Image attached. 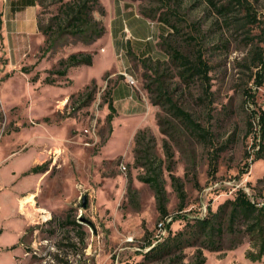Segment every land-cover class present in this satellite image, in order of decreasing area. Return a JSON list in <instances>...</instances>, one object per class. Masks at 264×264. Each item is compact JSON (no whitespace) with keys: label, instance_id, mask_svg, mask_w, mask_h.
Masks as SVG:
<instances>
[{"label":"rangeland","instance_id":"1","mask_svg":"<svg viewBox=\"0 0 264 264\" xmlns=\"http://www.w3.org/2000/svg\"><path fill=\"white\" fill-rule=\"evenodd\" d=\"M14 2L0 0V264H154L141 246L145 231L165 234L155 190L143 181L155 170L173 232L183 217L215 213L237 189L264 203V0H97L102 41L64 34L35 66L45 42L37 19L46 30L60 4L36 0L35 24L33 10ZM128 6L147 20V39L137 44L125 32L113 53L105 34ZM174 50L192 63L201 57L207 78L184 73ZM78 52L91 53L92 65L54 74ZM28 193L34 203L21 210ZM238 237L234 248L225 237L222 250H203V264H264L245 257L249 241ZM194 253L187 248L183 263Z\"/></svg>","mask_w":264,"mask_h":264},{"label":"trees","instance_id":"2","mask_svg":"<svg viewBox=\"0 0 264 264\" xmlns=\"http://www.w3.org/2000/svg\"><path fill=\"white\" fill-rule=\"evenodd\" d=\"M59 7L55 16L52 17L51 23L45 29L42 28L41 21L37 19V28L45 37L44 48L41 56L34 64L37 65L49 52L57 51L59 45L57 41L64 34H71L83 38V43L88 45L94 43L101 38L105 29L100 21H95L92 17L93 7L91 2L97 3V0H68L63 2L57 0ZM22 4L24 7L37 5L36 0H19L14 2ZM143 15H145L143 13ZM164 23H169L163 19ZM170 25V23L168 24ZM171 27H174L172 24ZM172 59L184 67V73L188 76H200L207 78L208 68L198 57L195 62H191L187 57L180 55L175 50L172 52ZM93 63V55L86 52H78L69 54L67 57L58 61L59 69L54 72L55 75L63 77L68 73L69 69L80 66H91ZM259 66L264 68V58L259 55ZM36 79V78H34ZM36 81V80H33ZM45 82L49 84L55 83L49 77L45 78ZM94 84V82H92ZM261 85V83H259ZM87 98L90 100L94 90L86 88ZM169 102V100L167 101ZM170 103V102H169ZM110 113L107 116V122L110 124L115 112L111 101L108 102ZM170 111L180 118L186 124L188 129L197 130L198 126L194 124L189 114L183 112L175 104L170 103ZM260 125L262 127V135H264V111L258 115ZM142 131L136 135V139L140 137ZM262 158L261 154H257L256 159ZM44 168L43 165L34 167L30 170L36 173ZM160 169L158 165L157 170ZM160 172V171H159ZM149 183L158 199V210L160 218L163 220L161 230H165V234H159L156 238L151 237L145 231L143 235V245L141 250L146 249L142 253L144 262L154 264H184V251L187 248H195V253L191 262L186 264H203L205 258L203 250L211 252L220 251L223 248L225 237L232 239L230 244L233 248L239 243L238 235L242 233L249 241L251 249L246 252L245 257L251 262H259L264 258V203L251 201L248 195L242 190L234 191V197L225 200L213 213L210 209L204 217H183V227L173 232L171 225L174 220H168L167 211L164 206L163 189L159 184V175L156 170L153 177H148L143 180ZM175 189L181 202L184 199V193L181 185L174 183ZM182 209V205L179 207ZM74 225H78L73 222ZM143 264V263H135Z\"/></svg>","mask_w":264,"mask_h":264},{"label":"crops","instance_id":"3","mask_svg":"<svg viewBox=\"0 0 264 264\" xmlns=\"http://www.w3.org/2000/svg\"><path fill=\"white\" fill-rule=\"evenodd\" d=\"M14 1L16 2L19 0H14ZM125 6H127V4H123L122 7H125ZM25 8L33 10L32 13L34 16V22L36 24L35 16H36L37 5H31V6H28ZM122 9L119 11V13H120L119 24L111 27L109 30V33L105 34V37L108 38L107 43L110 44L111 52H113V53L116 51V43L114 42L113 39H118L119 41H122L121 38H122L123 34H124L123 39H125L124 38L125 37V30H127L128 34L133 37L134 42L136 41V43L139 44L140 42H144L147 39L146 36H147L148 31L150 29V26H149L147 20L144 17L140 16L137 13L136 9H134V8L132 9L129 6L126 9H123V10ZM35 28L37 29V24H36ZM98 41H102V40L99 39ZM119 45H123V44L121 43ZM92 47H94V45ZM123 83L124 82H118L117 83L116 88L113 89V94L116 93L117 88H120L124 85Z\"/></svg>","mask_w":264,"mask_h":264},{"label":"bare ground","instance_id":"4","mask_svg":"<svg viewBox=\"0 0 264 264\" xmlns=\"http://www.w3.org/2000/svg\"><path fill=\"white\" fill-rule=\"evenodd\" d=\"M34 196L35 195L33 193L26 194L23 198L19 200V208L22 210L26 204L32 205L34 203Z\"/></svg>","mask_w":264,"mask_h":264},{"label":"built area","instance_id":"5","mask_svg":"<svg viewBox=\"0 0 264 264\" xmlns=\"http://www.w3.org/2000/svg\"><path fill=\"white\" fill-rule=\"evenodd\" d=\"M125 32L128 33L127 30H125ZM124 76H125V80H126V82H127L129 85L134 86L135 81L133 80V78L130 77V76H128V75H126V74H124ZM120 169H121V170H125V167H120Z\"/></svg>","mask_w":264,"mask_h":264},{"label":"water","instance_id":"6","mask_svg":"<svg viewBox=\"0 0 264 264\" xmlns=\"http://www.w3.org/2000/svg\"><path fill=\"white\" fill-rule=\"evenodd\" d=\"M85 204H86V195H84L82 198V207H85Z\"/></svg>","mask_w":264,"mask_h":264}]
</instances>
